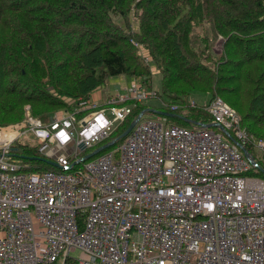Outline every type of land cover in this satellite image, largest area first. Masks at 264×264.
<instances>
[{"label":"built area","instance_id":"1","mask_svg":"<svg viewBox=\"0 0 264 264\" xmlns=\"http://www.w3.org/2000/svg\"><path fill=\"white\" fill-rule=\"evenodd\" d=\"M156 94L132 80L110 107L82 100L43 121L27 106L0 125V264H64L75 250L78 264H264V179L248 174L264 140L222 97L203 105L217 127L143 116L119 145L81 156L130 113L117 103ZM19 138L58 170L11 160Z\"/></svg>","mask_w":264,"mask_h":264},{"label":"trees","instance_id":"2","mask_svg":"<svg viewBox=\"0 0 264 264\" xmlns=\"http://www.w3.org/2000/svg\"><path fill=\"white\" fill-rule=\"evenodd\" d=\"M152 68L160 75L156 96L117 103L130 113L87 152L119 145L147 108L171 124H210L203 105L216 96L264 140V0H0V125L24 120L27 106L41 120L74 110L119 75L150 89ZM110 99L99 105H114ZM13 148L16 156L44 157L36 144L21 140ZM254 157L258 168L248 174L264 179V157ZM64 264L78 262L66 257Z\"/></svg>","mask_w":264,"mask_h":264},{"label":"rangeland","instance_id":"3","mask_svg":"<svg viewBox=\"0 0 264 264\" xmlns=\"http://www.w3.org/2000/svg\"><path fill=\"white\" fill-rule=\"evenodd\" d=\"M152 74H153L152 75V86H153L154 89L160 90V86H161L160 85V75L158 74V72H157V70L155 68H152ZM129 78L130 77L128 75L127 76L126 75H119V76L111 78L108 82H106L104 85H102L101 87H99L98 89L93 91L92 94H90V100L93 101V102L96 101V102L99 103L101 101H104L103 100L104 97L106 99L107 97H112L115 93L123 92L124 91L123 88H125V86L130 83ZM224 98H227V99L231 100V102H234V100H235L233 96H229V95L224 96ZM149 101H151V102L155 101L156 102V101H158V99L154 98V99H150ZM235 101L237 102L236 104H240L239 100H235ZM72 102H73V100L70 103H72ZM57 111H59V110H57ZM88 111H90V109H88ZM144 116L148 117V116H153V115L152 114H145ZM50 119H51V117L49 119L43 120V121H49ZM23 139H25V140L27 139L28 140V137H23ZM17 141H21V138H19ZM107 150H110V148H107L104 151L102 150V152H105ZM257 152H258V150H256V153ZM87 153H90V152H87V150H85V151L82 152L81 156H84ZM97 154H99V153H97ZM97 154L93 155L92 157L88 158L87 160H90V159L96 157ZM11 160H15L18 163H20L21 165H23L25 167L24 168L25 170H31L34 166H37V165H40V166L46 165V162L35 161V160H30V159L26 160V159L21 158L20 156H16V155L12 156ZM83 163H84V161L78 163L77 166L78 167L82 166ZM52 169L53 170H58V168H56V167H53ZM79 254L80 253H79L78 250H75V251L71 252V255L73 257H78Z\"/></svg>","mask_w":264,"mask_h":264},{"label":"water","instance_id":"4","mask_svg":"<svg viewBox=\"0 0 264 264\" xmlns=\"http://www.w3.org/2000/svg\"><path fill=\"white\" fill-rule=\"evenodd\" d=\"M155 111L156 113H159L161 112L160 110H157V109H152V108H147L145 109L144 111H142L141 113H139V115L134 119L132 120V122L129 124V126L127 127V129L120 135V138L121 137H124L125 135H127L129 133V131L133 128V126L135 125V123L146 113V112H151V111ZM153 111V112H154ZM208 126H219L218 124L216 123H210L208 124ZM235 142H237L244 151H246L245 147H243L237 140H235L234 138H232ZM115 142V140H112L111 142L109 143H106L100 147H98L97 149H95L94 151H92L91 153H89L88 155H86L83 159H86V158H90L92 157L94 154L102 151L103 149L105 148H108L110 147L111 145H113ZM21 158H27V159H39V160H42V161H45L46 163L52 165V166H55V167H60V165L53 159H48L46 157H30V156H26V155H20Z\"/></svg>","mask_w":264,"mask_h":264}]
</instances>
